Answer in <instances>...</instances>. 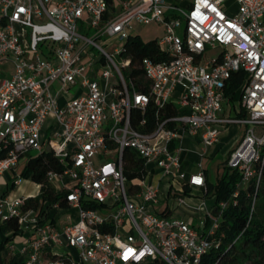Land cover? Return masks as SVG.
Listing matches in <instances>:
<instances>
[{"label": "built area", "instance_id": "1", "mask_svg": "<svg viewBox=\"0 0 264 264\" xmlns=\"http://www.w3.org/2000/svg\"><path fill=\"white\" fill-rule=\"evenodd\" d=\"M225 2L0 0V177L16 172L31 149L54 143L48 150L63 169L47 177L76 211L58 228L60 216L25 208L35 196L0 192V223L17 219L30 233L8 248L23 264H61L62 256L79 264H201L222 245L230 200L207 202L210 149L229 124L243 126L223 165L241 173L234 196L253 180L259 185L264 165V0H235L233 13ZM152 21L165 29L153 39L163 58L137 65L144 92L128 74L135 65L126 43L140 36L136 25ZM237 71L245 72L243 114L226 115ZM49 117L60 130L45 139ZM188 134L201 143L196 171L184 167ZM127 149L141 167L126 170ZM14 183H23L21 172ZM187 187L203 188L198 202Z\"/></svg>", "mask_w": 264, "mask_h": 264}, {"label": "trees", "instance_id": "2", "mask_svg": "<svg viewBox=\"0 0 264 264\" xmlns=\"http://www.w3.org/2000/svg\"><path fill=\"white\" fill-rule=\"evenodd\" d=\"M126 46L128 55L132 56V63L135 65L128 74L135 76L139 81V89L147 91L149 88L143 77V70L137 66L145 56L160 60L163 56L154 40L144 41L140 36L132 35L129 37ZM244 71L234 72L226 88V94L234 105L238 101L241 107L240 98L241 83L244 78ZM237 105V104H236ZM160 114L171 113L172 110L165 112L160 109ZM156 113L155 108L148 109L146 115L152 119ZM238 114H243L241 108ZM153 128V123L142 126L144 131ZM126 170L138 165H143L141 157L130 149L125 151ZM63 169L58 157L53 151L41 150L36 155H29L21 171V176L30 179L40 185V192L35 197H30L25 208L33 207L40 209L46 216L50 214L53 202H59L63 208L67 203L56 192L54 186L48 180V172ZM259 185L255 180L250 182L245 188H240L238 195L234 196L238 189V183L241 181V173L237 169L224 167L221 176L213 180L209 171H205L206 176V194L212 195L215 202L230 200L229 206L223 214L220 233L223 235L222 245L207 253L201 264H264V165ZM129 178H132L130 175ZM14 183L12 187H14ZM190 190L189 187H187ZM5 194V193H4ZM236 198L238 203H232ZM255 200V208L252 211V204ZM20 225L17 219L0 223V264H23V257L18 253L12 254L9 258L6 255L9 238L6 234L10 231L18 233ZM61 264H79L67 256L60 258Z\"/></svg>", "mask_w": 264, "mask_h": 264}, {"label": "crops", "instance_id": "3", "mask_svg": "<svg viewBox=\"0 0 264 264\" xmlns=\"http://www.w3.org/2000/svg\"><path fill=\"white\" fill-rule=\"evenodd\" d=\"M227 103H228V107L225 110L226 115L228 114V115L234 116L238 114L240 106L236 104L233 105L231 101L229 100V98L227 100ZM239 129L240 127L238 126V124H229L223 130L221 137H220V141L214 147H212L209 151V158H208L209 161L212 160L213 162H216L217 160H220L219 159L220 154H223L224 158L221 160V162H218L217 164H221L222 162L225 161L229 153L238 145L239 141L241 140L242 136L238 134ZM243 131H244V128H243ZM200 144L201 143L198 137L189 135V134L185 136V139L183 142V145L185 147V152L183 154V158L185 161L184 163L185 168H186L185 165H188L189 162L191 161V160L188 161L187 158L185 159V155L188 156L187 153H191V152L197 153V159L195 160V162L193 161V163L196 164V161L198 162L200 160V156H199V151L201 149ZM23 159H24V156L21 158L20 162H22ZM186 170L189 171V169L187 168ZM207 170L209 171V168H207ZM16 173L17 171L16 172H6L4 175L0 177V192L5 193V194H12V195L18 194V195H24V196H37L40 192V186L30 179H27L29 182H26V184L22 183L20 187H17L16 185L12 187ZM27 184H30V185L33 184L34 189H37V191H32V188L29 190V187L27 186ZM202 192H203V188H200V187L190 188V193L194 196L191 198L190 201L192 203L198 202L199 200L198 196H200ZM40 214H41L42 219L50 217V214L46 216V214L42 213L41 211H40ZM6 236L10 239L8 242V248H9V245L14 242L15 243L23 242V240H25L28 236H30V233H23L20 231L18 233H14L10 231L6 234Z\"/></svg>", "mask_w": 264, "mask_h": 264}, {"label": "rangeland", "instance_id": "4", "mask_svg": "<svg viewBox=\"0 0 264 264\" xmlns=\"http://www.w3.org/2000/svg\"><path fill=\"white\" fill-rule=\"evenodd\" d=\"M226 6H228L229 8V13H233L236 9H237V3L235 2V0H226V2L224 3ZM133 33L139 34L141 36V38L144 41H150L156 38H161L165 35V29L164 26L161 25L160 23L156 22V21H152L148 24H139L136 25ZM118 62H120L119 59H117ZM239 90L241 91V87L239 88ZM63 98H68V95L63 94ZM64 101V99H62V102ZM238 105V101L236 103ZM228 107V103H225V110ZM238 126L240 127L238 134L240 136H243V126L238 124ZM242 128V129H241ZM60 130V125L55 121L54 118L49 117L44 125L43 131H42V138H53L52 136L54 135V133ZM54 143H49V144H45L43 150H48L51 149L53 147ZM201 146V144H200ZM40 150L37 149H31L30 151H28L25 155H24V159L22 160V162H20L19 167L17 169V174L19 175L20 172L22 171L25 163H26V159L28 158L29 155H36L37 153H39ZM188 156L185 155V159L187 158L189 162L188 165H185L187 169L191 170V171H196L198 169V165L193 163V161L195 162V160L197 159V153L195 152H191V153H187ZM224 158L223 154L219 155V159L216 162H213L212 160H208L205 159V166H207V168H209V173L210 176L214 179L217 180L220 176H221V170L224 167V162H222L221 164H217L218 162H221V160ZM212 161V162H211ZM197 163V161H196ZM23 184L26 182H29L27 179L23 178ZM27 186L29 187V190L32 188V191H37V189H34L33 184H27ZM164 188L167 187V184L163 183L162 185ZM209 205H213L214 204V199L213 198H208L207 200ZM54 203V202H53ZM50 218H55L57 216H60L57 223L55 224L56 227L61 228V226L69 219V216L72 215H76V211L74 210H68L67 208H63V207H57L54 206L51 211H50ZM73 254L75 255V252L73 251ZM6 255L9 258L10 256H12V253L10 252V250H8V248L6 249ZM77 255V253H76Z\"/></svg>", "mask_w": 264, "mask_h": 264}]
</instances>
